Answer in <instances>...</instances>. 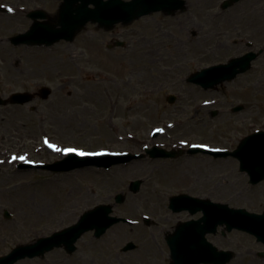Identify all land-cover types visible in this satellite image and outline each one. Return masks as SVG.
Returning a JSON list of instances; mask_svg holds the SVG:
<instances>
[{"label":"rangeland","instance_id":"obj_1","mask_svg":"<svg viewBox=\"0 0 264 264\" xmlns=\"http://www.w3.org/2000/svg\"><path fill=\"white\" fill-rule=\"evenodd\" d=\"M185 1L183 12L152 14L109 33L89 24L74 42L61 41L48 48L14 46L10 40L32 25L24 13L42 8L56 14L58 2L0 0L6 9L0 10V95L38 92L42 85L53 90L49 100L0 109V137L17 147L26 145L31 151L23 152L30 153L35 159L31 161L52 163L64 159L66 150L72 148L93 154L139 153L146 144L168 149L187 142L185 148L201 143L232 150L242 138L264 129V0H241L228 8L221 6L225 0ZM117 40L126 46L109 50L108 45ZM260 50L252 69L232 82L210 90L188 82L195 71ZM119 60L125 64L119 65ZM169 95L177 98L175 103H168ZM132 104L137 106L134 111L128 110ZM240 105L244 109L233 112ZM65 112L64 124L58 125L57 113ZM213 112H217L214 117ZM43 116L50 118V123L41 127ZM153 128H164L169 137L154 138ZM129 131L134 138L123 139ZM192 158L130 161L116 166H125L122 170L115 166L85 167L62 174L34 170L12 178L1 189L7 190H0V255L20 244H35L40 237L75 224L85 211L111 204L114 215L135 225L117 224L99 239L93 232L86 233L71 256L55 249L43 258L17 264H169L161 237L179 221L200 217L172 212L170 195L190 192L203 197L212 187L214 192L206 196L212 201L260 211L259 186L249 185L247 176L239 172L238 161L201 153ZM189 160L200 165H189ZM185 163L189 171L184 173ZM11 171L8 167L1 177ZM135 180L143 181L137 193L129 188ZM80 190L88 193L89 201L80 200L76 194ZM120 193L125 202L116 204ZM43 195L49 203L41 201ZM66 195L73 198L67 200ZM42 206L50 219L37 224L34 214L41 212ZM5 210L12 215L10 219L5 218ZM145 216L155 223L146 225ZM208 239L220 250L236 253L230 264H264L258 256L264 247L249 234L233 231L224 236L220 229ZM128 242H134L137 249L123 252Z\"/></svg>","mask_w":264,"mask_h":264},{"label":"water","instance_id":"obj_2","mask_svg":"<svg viewBox=\"0 0 264 264\" xmlns=\"http://www.w3.org/2000/svg\"><path fill=\"white\" fill-rule=\"evenodd\" d=\"M60 7L58 20L55 22L35 21L31 30L12 39L13 44H47L51 46L61 40L73 41L76 35L83 31L91 22L98 24L106 30H112L116 24L130 25L135 20L155 12H164L173 15L178 11L186 10L185 0H63ZM239 0H229L223 4L228 8ZM93 6V7H91ZM33 19L45 18L43 15H31ZM118 43L117 46H121ZM259 53L249 52L242 57L232 59L228 64H221L193 74L189 81L208 90L217 88L218 85L233 81L238 75L249 71L252 63L258 58ZM43 98H48L50 91L42 90ZM34 99L33 95L17 93L9 100L0 98V105L25 104ZM238 107L234 111H239ZM199 148H193L190 153H195ZM153 158H176L182 151L167 152L158 147L148 150ZM216 156H227L229 153L205 151ZM241 161V170L247 172L251 182L259 183L264 179V132H258L252 137L241 142L238 150L233 154ZM105 157V156H104ZM104 157L79 158L74 154L54 166H41L55 172H67L84 166L97 165L111 167L114 164L139 156L126 154L124 156H108L111 162L102 160ZM106 158V157H105ZM142 181L131 184V191L138 192ZM125 196H117L116 202L123 203ZM170 209L174 212L188 210L192 215L202 212L199 220L180 223L173 234L168 237L171 248V264H228L234 257L232 251H222L208 241V234H216L219 226H226L228 232L239 230L250 233L264 242V216L250 213L244 209L230 208L228 205L212 203L208 199L193 198L188 195L172 197ZM112 205H100L82 215L78 223L53 234L51 237L40 239L35 245L21 246L11 254L0 258V264H16L26 258L44 256L55 248L64 247L66 252L72 254L76 251L77 241L87 232L95 231V237L101 238L111 227L121 222H128L124 218L112 216ZM146 222L149 220L146 219ZM136 245L129 243L124 251L135 249Z\"/></svg>","mask_w":264,"mask_h":264},{"label":"flooded vegetation","instance_id":"obj_3","mask_svg":"<svg viewBox=\"0 0 264 264\" xmlns=\"http://www.w3.org/2000/svg\"><path fill=\"white\" fill-rule=\"evenodd\" d=\"M50 14L52 15L54 13L51 12ZM8 108H13V107H8ZM30 109L33 112H37L36 109H34V108L32 109L30 107ZM39 118H40V116H39ZM49 123H50V120H49L48 117H47V119L40 120V125H45V124L49 125ZM160 137H162V139L165 140V139H167L169 137V135L161 134ZM22 151H23V146L22 147H17V146L11 145L5 140V138L0 137V190L2 188H4L5 186H7L10 183V180L12 178H18V176H20L21 173H19L17 171L18 162H15V161L18 160V157H20ZM13 157H15V159ZM232 160H234V158H232L231 161ZM8 167H9V169L10 168L12 169V171H11L12 174L10 173V175H8V176L1 177L2 171L7 170ZM247 181H248V178H247ZM248 183H249V181H248ZM18 185L19 184H17V186ZM249 185H251V184L249 183ZM257 186H259V193H258L259 194V199H260L259 202H261V204H262L261 205V209H260V211H258V213L261 214V215H264V204H263L264 203V181L261 182L260 184H258ZM251 187H254V186H251ZM4 190H7V189H3L1 191H4ZM213 192L214 191L212 190V187H209L207 194L205 196H203V197H206L207 195H210ZM181 193H183V192H181ZM166 234L167 233H164V236L161 237V238L165 242L166 250H168V246H167V243H166Z\"/></svg>","mask_w":264,"mask_h":264},{"label":"bare ground","instance_id":"obj_4","mask_svg":"<svg viewBox=\"0 0 264 264\" xmlns=\"http://www.w3.org/2000/svg\"><path fill=\"white\" fill-rule=\"evenodd\" d=\"M257 10V9H256ZM263 9H259V10H257V11H255V12H259V11H262ZM258 15H261V14H258ZM62 50H65V49H63L62 48ZM70 60V59H69ZM116 61H118V60H116ZM166 62H167V60H166ZM119 65H123V64H125L124 62H123V64L120 62V60H119ZM52 66V63H49L48 64V67H51ZM28 74V73H27ZM107 93V92H106ZM93 94V93H92ZM96 94V93H95ZM94 95V94H93ZM106 95H108V94H106ZM123 94H121V96H122ZM97 97H98V95H97ZM92 99H95L96 100V98H92ZM117 104V102H115V105ZM135 107V108H134ZM137 108V106L136 105H133L132 104V106L131 107H129L128 108V110H130V111H134L135 109ZM118 111V110H117ZM71 114H73V113H71ZM113 116L115 117L116 116V114H115V112H114V109H113ZM66 115H68L67 114V112H65V113H57V116L58 117H56V122H57V124L59 125H62V124H64L63 123V118L66 116ZM43 119H47V117L46 116H43ZM49 120H50V118H49ZM132 127V126H131ZM129 133H130V131H129ZM123 137V136H122ZM126 138H131V133L128 135V137H123V139H126ZM154 161H156V160H154ZM187 163L189 164V165H199V164H196L193 160H189V161H187ZM116 167V166H115ZM197 168H199V167H197ZM116 169L117 170H122V169H125V166L123 167V168H121V167H116ZM189 171V168H188V165L185 163L184 165H183V171H184V173L185 172H187V171ZM70 194L71 195H73L74 193L71 191L70 192ZM76 194H78V195H80V200H86V201H89L88 199H89V195H88V193H86V194H84L83 192H82V190H80L79 191V193H77L76 192ZM71 195H66V199L67 200H70L71 198H73ZM46 195H43V196H41V198H42V202L43 203H45V204H47V203H49L50 201H48V199H46ZM45 206H42V211L41 212H39V211H37V212H35V214H34V216H35V218L37 219V221H39L37 224H39V223H43L44 222V220H49L50 219V216H46L44 213H46L47 211H45ZM36 211V210H35ZM2 236V234H0V237ZM84 264H87V263H84Z\"/></svg>","mask_w":264,"mask_h":264},{"label":"snow or ice","instance_id":"obj_5","mask_svg":"<svg viewBox=\"0 0 264 264\" xmlns=\"http://www.w3.org/2000/svg\"><path fill=\"white\" fill-rule=\"evenodd\" d=\"M9 11H12V9H9ZM47 143V141H45ZM50 147H55L54 145H49ZM56 151H60L59 148L55 149ZM66 151H74V149H67ZM79 155L84 156V155H93V153H84V152H80ZM15 159V157H13ZM21 159H23V157H21Z\"/></svg>","mask_w":264,"mask_h":264}]
</instances>
